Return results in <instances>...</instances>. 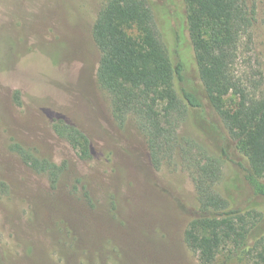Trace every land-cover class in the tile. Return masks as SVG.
<instances>
[{
  "label": "rangeland",
  "instance_id": "obj_1",
  "mask_svg": "<svg viewBox=\"0 0 264 264\" xmlns=\"http://www.w3.org/2000/svg\"><path fill=\"white\" fill-rule=\"evenodd\" d=\"M107 2L0 0V264H200L184 243L198 209L194 171L180 155L154 167L145 136L132 119L124 126L115 120L98 82L101 52L93 30ZM247 2L256 4L253 41L241 46L235 70L264 77V0ZM150 6L185 68L178 91L205 102L186 10L176 0H150ZM204 110L179 133L212 155L227 151L216 188L234 207L258 213L253 238H263L264 198L247 183L245 158L220 119L207 104ZM59 121L88 137L91 159L59 137ZM17 146L62 169L56 186ZM228 254L225 249L216 264H251Z\"/></svg>",
  "mask_w": 264,
  "mask_h": 264
},
{
  "label": "trees",
  "instance_id": "obj_2",
  "mask_svg": "<svg viewBox=\"0 0 264 264\" xmlns=\"http://www.w3.org/2000/svg\"><path fill=\"white\" fill-rule=\"evenodd\" d=\"M185 13L204 100L186 89L184 65L158 29L150 0H108L94 25L93 36L101 52L98 82L111 99L115 120L124 126L132 119L145 136L154 167L180 155L193 172L198 199L197 215L184 232V243L200 264H216L226 249L229 258L264 264V237L253 238L258 213L234 207L217 187L226 150L212 155L179 130L206 104L245 158V179L256 196L264 198V77L238 75L240 49L253 41L256 4L247 0H176ZM136 31L137 35L131 34ZM250 65V63H247ZM236 98L230 102L228 98ZM59 137L67 140L80 158L92 157L90 140L77 127L59 121ZM23 160L36 172L48 173L54 186L62 169L17 146Z\"/></svg>",
  "mask_w": 264,
  "mask_h": 264
}]
</instances>
